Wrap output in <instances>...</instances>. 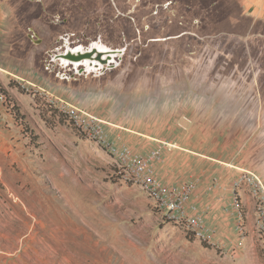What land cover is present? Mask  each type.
Wrapping results in <instances>:
<instances>
[{
	"label": "rangeland",
	"instance_id": "374dc122",
	"mask_svg": "<svg viewBox=\"0 0 264 264\" xmlns=\"http://www.w3.org/2000/svg\"><path fill=\"white\" fill-rule=\"evenodd\" d=\"M48 1L68 16L60 4L70 0ZM81 2L92 3L93 35L127 49L100 80L59 82L45 72L24 28L53 35L44 25L58 22L54 11L31 8L22 23L7 12L0 89L16 107L0 104V264H264V18L242 0ZM7 72L44 91L9 82ZM100 94L125 106L113 117L126 129L115 148L86 110ZM166 106L172 138L204 137L207 149L159 173L160 153L143 140ZM195 128L206 133L186 131ZM195 171L203 183L186 180ZM239 186L259 194L260 211L237 196ZM207 189L219 199H195ZM171 201L179 210L167 209Z\"/></svg>",
	"mask_w": 264,
	"mask_h": 264
},
{
	"label": "flooded vegetation",
	"instance_id": "af4514ba",
	"mask_svg": "<svg viewBox=\"0 0 264 264\" xmlns=\"http://www.w3.org/2000/svg\"><path fill=\"white\" fill-rule=\"evenodd\" d=\"M16 1L0 0V3L5 5L8 12H15L20 19V23L27 22L28 12L31 8L36 7L40 14L42 12L48 14V10L55 12V18L58 22L49 21L48 19V24L44 25L45 28L52 26L53 35L48 37L40 35L38 32L39 24L35 26L26 24L24 29L28 32V40L35 44L44 55L45 60L42 62L45 72L48 75H53L59 82L100 80L107 76V73L118 69L122 64V59L127 49L122 51L123 48L120 45L116 46L112 42L106 41L104 34L93 35V26L89 17L92 3L90 6L84 2L82 3L81 0H70L71 2L68 3L62 2L60 9L68 10L67 16L62 11L56 10V6L48 9L46 6V3L49 2L48 0H21L24 5L20 6L19 10H15V7L18 9V6L14 5ZM65 6L69 8H65ZM77 17H80L78 25H76ZM31 27H34L32 28L33 30ZM35 41L38 43L36 44ZM5 43L7 44V42ZM94 50L102 53V55L98 56L95 54L91 58H84L74 62L68 61L66 58L69 53L86 55ZM121 51L123 52L122 56L117 55L110 65L105 64L108 60V53ZM111 66L113 68L109 69Z\"/></svg>",
	"mask_w": 264,
	"mask_h": 264
},
{
	"label": "crops",
	"instance_id": "0c3cea01",
	"mask_svg": "<svg viewBox=\"0 0 264 264\" xmlns=\"http://www.w3.org/2000/svg\"><path fill=\"white\" fill-rule=\"evenodd\" d=\"M243 2H245L246 6H245V12L254 16L255 18H264V0H242ZM55 7V6H53ZM51 9V8H50ZM7 10L5 8V5L0 3V48L3 47V43H4V37H6V33H8V20H7ZM7 30V31H6ZM10 30V28H9ZM1 49H0V53H1ZM3 51H4V47H3ZM1 56V55H0ZM57 91V90H56ZM96 100V101H95ZM91 106L86 107V110L90 113L91 119H97L98 121H103L104 125L102 124V126H100L102 128V131H104L108 137V135L110 136V140L108 138V140L110 141V144L112 143V146L114 145V148L117 146V141L119 140V143L122 142L124 137V133L122 132V130H126L122 125H118V123L116 122V120L113 118L114 115L116 117H118L117 113H122V111H120L121 109H123V105H118V102L115 100H109L108 97L104 96L103 94H100V96H97V98L92 97L91 101L88 103ZM157 108V107H155ZM161 109V108H160ZM159 109V110H160ZM169 108L166 106L164 107L161 112L158 115H154L152 117H150V130L147 131L146 134H148V138L147 140H143L144 142H146L149 146V153L153 152V150L156 152L158 151L160 153V157H159V163H158V172L161 173L160 171H162L163 173L166 172V170L169 168H175L176 166L174 164H171V160L174 159L176 156L180 155V156H186L187 154H191L193 156L196 157H204L205 158V150L207 149V146L204 145L205 139L204 137L202 138V140L199 143V139H191V138H184V142L181 140V138H179V140H177L178 138H172V135L174 134L173 130H172V117H168L167 114H164V111H168ZM162 113V114H161ZM134 114L140 115L142 113H140V111L134 112ZM153 119V120H151ZM189 120V119H186ZM102 122V123H103ZM139 123V122H138ZM137 126V125H136ZM139 126V125H138ZM200 129V130H199ZM195 128V130L190 131V130H186L188 131L189 134H204L206 133L205 130H201L203 128ZM178 130L176 129V133ZM205 131V132H204ZM203 132V133H202ZM104 133V134H105ZM183 132V134H188ZM143 134H145V132H141L138 131L139 136H143ZM104 136V137H105ZM206 136V135H205ZM114 138V140H113ZM139 139V138H138ZM140 140V139H139ZM124 141V140H123ZM173 144V145H172ZM146 153V152H145ZM210 156L209 160H213L214 162H216V157L215 156H211V155H207ZM218 159V158H217ZM221 164H223L222 162H220ZM189 164L185 163L183 164V167H187ZM205 162L203 160H200V163L197 164V166H205ZM208 166H217V164L213 163L211 164L210 162H208L207 164ZM200 173L202 175H200ZM208 179H212L214 176V172L211 174L208 173ZM186 176H188V178L186 180H189L190 183L193 184V182L195 183V181H199V183H203L205 181V177L204 176V172L200 171L199 173L192 172L191 174H187ZM206 178V179H207ZM241 179V180H240ZM240 179H237L238 181H236V183L240 184L242 183L243 179L242 177H240ZM250 182V180H249ZM208 183V182H206ZM245 187H246V183L245 182ZM239 192L237 193L238 197H241V199L243 201L246 202V204L249 206V209L253 208V199H257V201L260 199L259 194L256 193H250L247 192L245 189H241V186H239ZM236 188V187H235ZM196 189V188H195ZM195 191V190H194ZM207 191H203L201 192V195H197L195 194V199L197 200L198 198H203V199H212V198H216L217 200L220 197V194L218 195L214 190L211 189H207ZM258 195V196H257ZM194 196V194H193ZM192 196V198H193ZM262 196V195H261ZM236 199V198H235ZM237 206H234L233 211L236 213L237 212ZM260 209V208H258ZM258 209L253 208L254 212L255 211H260ZM258 213H256L257 215ZM236 229V228H235ZM245 241L240 242V244L238 243V245L236 246V252H239L240 247L244 248ZM212 263H216V264H225V262L223 260L220 259H215L213 260Z\"/></svg>",
	"mask_w": 264,
	"mask_h": 264
},
{
	"label": "built area",
	"instance_id": "2783aa9c",
	"mask_svg": "<svg viewBox=\"0 0 264 264\" xmlns=\"http://www.w3.org/2000/svg\"><path fill=\"white\" fill-rule=\"evenodd\" d=\"M4 69H2L0 67V71L3 72ZM10 79H9V82H13V83H16L18 84L19 86H21L22 88H25V89H29L30 86H32L34 89H37V91L41 90V91H44L42 89H40L37 85L35 84H32L30 81H28L26 78L18 75V74H15V73H10V72H7ZM0 79L2 80L1 76H0ZM3 82V81H1ZM5 89L8 90V86L5 85ZM49 95H51L53 98L55 99H58L56 97H54L53 94H50L48 93ZM0 104L2 105H5L10 111H14L15 110V107H16V104L15 102L10 99V97L8 96H5L4 95V91H1L0 89ZM126 158L124 161L127 160V158L129 157L130 153L127 151L126 152ZM169 211H177L179 210V204H177L175 201H171L169 204H168V208Z\"/></svg>",
	"mask_w": 264,
	"mask_h": 264
},
{
	"label": "water",
	"instance_id": "95a60500",
	"mask_svg": "<svg viewBox=\"0 0 264 264\" xmlns=\"http://www.w3.org/2000/svg\"><path fill=\"white\" fill-rule=\"evenodd\" d=\"M97 54L98 56H101L102 53L98 52L97 50L92 51V52H88L86 55H82L80 53L78 54H73V53H69L68 56L66 57L68 61H80L84 58H91L93 55ZM123 52H110L108 53V60L105 62L106 65H110L111 62H113L114 57H116L117 55H121L122 56ZM113 68L112 66L109 67V69Z\"/></svg>",
	"mask_w": 264,
	"mask_h": 264
}]
</instances>
